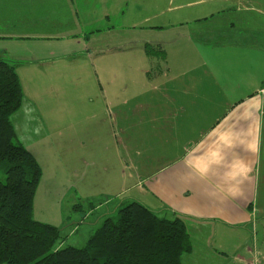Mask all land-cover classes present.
<instances>
[{"label":"crops","instance_id":"1","mask_svg":"<svg viewBox=\"0 0 264 264\" xmlns=\"http://www.w3.org/2000/svg\"><path fill=\"white\" fill-rule=\"evenodd\" d=\"M0 57L22 82L15 139L42 167L34 216L61 229L57 249L84 245L119 206L90 202L57 164L71 165L94 105L86 82L59 86L72 72L95 75L106 110L165 144L168 193L129 197L185 222L183 263L264 264V0H0Z\"/></svg>","mask_w":264,"mask_h":264},{"label":"trees","instance_id":"2","mask_svg":"<svg viewBox=\"0 0 264 264\" xmlns=\"http://www.w3.org/2000/svg\"><path fill=\"white\" fill-rule=\"evenodd\" d=\"M149 56L165 57L161 46L145 45ZM24 92L15 65L0 57V264H184L193 248L185 222L160 216L131 201L107 217L82 246L56 248L61 229L34 216L43 170L35 155L15 142L12 116Z\"/></svg>","mask_w":264,"mask_h":264},{"label":"rangeland","instance_id":"3","mask_svg":"<svg viewBox=\"0 0 264 264\" xmlns=\"http://www.w3.org/2000/svg\"><path fill=\"white\" fill-rule=\"evenodd\" d=\"M77 61L78 59L75 63ZM76 76L77 74L69 72L67 79L61 78L59 86L64 89L73 88L79 92L78 88L82 91V84L86 82L84 86L94 90L89 96L94 105H91L90 111L84 117L80 116L81 119L84 118L85 124L80 126L76 142L73 143L75 145L74 157L68 159L71 165L66 164L64 156H61L60 162L57 163L65 166L63 172L68 180L72 182L73 179L76 190L80 195L88 196L87 199L93 204L100 205L110 200L112 205H119L114 212L109 214L112 217L118 215L119 207L133 199L129 196L148 193L156 199L153 193L157 195L168 193L171 184L167 181V170L164 168L169 163L164 150L165 144L147 142L146 134L143 137L136 134L140 136L136 137L135 133L131 132L134 130L130 126L133 121L128 122L127 125L125 119L117 120L113 114L115 110L113 112L106 110L104 100L99 93L100 81L94 78L95 75L93 77L84 76L83 80L77 79ZM128 83L132 85L131 81H127L126 85ZM47 97L48 95H43V104L46 103ZM74 101L77 104L89 103L87 98L79 99L77 95ZM146 128L145 125L144 131ZM137 130L139 128L135 131ZM14 141L17 142L16 139ZM182 146L178 145L177 151L180 152ZM66 165L69 166L68 169ZM153 172H155L154 175H151ZM0 180H6V175L1 170ZM69 193L65 198L66 205L70 201L72 192ZM89 201L81 199L80 202L90 206L92 203L90 204ZM158 203L164 206H175V203L170 201H158Z\"/></svg>","mask_w":264,"mask_h":264}]
</instances>
